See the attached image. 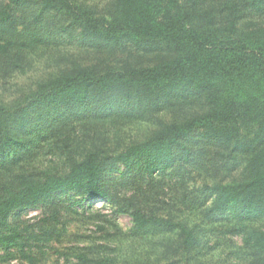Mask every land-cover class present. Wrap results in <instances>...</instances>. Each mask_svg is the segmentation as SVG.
Listing matches in <instances>:
<instances>
[{"label":"trees","instance_id":"obj_1","mask_svg":"<svg viewBox=\"0 0 264 264\" xmlns=\"http://www.w3.org/2000/svg\"><path fill=\"white\" fill-rule=\"evenodd\" d=\"M8 1L0 0V37L15 27L18 12L38 29L44 23L51 29L54 23L65 22L60 29L77 27L83 40L162 46L170 56L151 67L63 72L39 82L13 105L0 103V159L64 124V117H81L85 112L81 108L88 104L98 107L99 114L128 112L142 117L180 94L202 92L206 108L204 113L159 123L145 140L120 152H88L63 174L50 169L21 172L4 181L8 176L0 167V247L24 248L28 241L17 227H7L14 211L35 209L56 194L72 192L84 199L110 201L131 215L139 235L178 227L182 251H195L200 244L195 231L155 216L138 199L142 191L130 197L115 195L108 176L121 173L123 178L129 174L144 180L192 164L201 150L193 141L198 132L206 144L234 143L247 152L246 176L215 184L210 215H231L243 228L264 219V0H110L108 16H97L72 0ZM8 48L0 43L4 74L15 72ZM53 219L59 221L56 213ZM247 231L246 248L264 255V230ZM22 256L32 260L24 249ZM4 261L0 255V264Z\"/></svg>","mask_w":264,"mask_h":264},{"label":"rangeland","instance_id":"obj_2","mask_svg":"<svg viewBox=\"0 0 264 264\" xmlns=\"http://www.w3.org/2000/svg\"><path fill=\"white\" fill-rule=\"evenodd\" d=\"M72 1L92 9L97 16H108L110 10V0ZM30 6L37 8L33 3ZM16 14L15 27L5 29L0 37V43L9 46L15 68L13 74L0 71V103L5 105H13L39 82L63 72L81 68L105 71L127 66L151 67L170 56L162 46L83 40L77 27L61 30L65 22L54 23L51 29L44 23L38 29L31 18ZM53 31L59 34L52 36ZM178 97L170 104L151 107L142 117L128 112L99 114L98 107L88 104L81 108L85 111L81 117L69 120L64 117V124L0 159V167L4 166L8 176L2 179L7 181L13 174L48 169L63 174L72 162L81 161L88 152H120L145 140L161 122L204 113V93L191 92ZM201 133L193 137L201 150L192 164L177 165L144 180L129 174L123 178L121 173L108 176L115 195L130 197L142 191L138 199L155 216L195 231L200 243L195 251H182L178 227L160 233L146 230L145 235H139L131 215L120 212L110 201L84 199L71 192L56 194L35 209L12 213L7 227H17L28 241L24 248L0 247V255L5 257L2 264H260L264 255L247 249L245 244L247 230H264V219L243 228L244 224L231 215L212 216L209 212L215 199V184L246 176L247 152L234 143L206 144ZM122 169L125 173V168ZM55 213L59 221L53 219ZM22 249L32 260L22 256Z\"/></svg>","mask_w":264,"mask_h":264}]
</instances>
